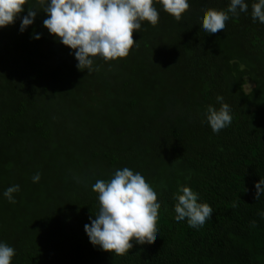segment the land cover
<instances>
[{
    "label": "trees",
    "instance_id": "trees-1",
    "mask_svg": "<svg viewBox=\"0 0 264 264\" xmlns=\"http://www.w3.org/2000/svg\"><path fill=\"white\" fill-rule=\"evenodd\" d=\"M188 2L179 22L156 3L159 23L133 34L139 48L97 57L91 73L43 27V11L23 33L27 7L0 29V242L14 248L11 264H264V193L255 199L264 180V24L251 17L256 0H245L248 12L207 34L204 12L230 0ZM41 76L46 88L25 87ZM217 96L233 121L213 133L206 112L219 109ZM124 167L145 177L161 207L155 242L116 256L93 246L84 226L99 210L92 185ZM13 185L14 204L3 196ZM179 186L212 207L203 227L175 220Z\"/></svg>",
    "mask_w": 264,
    "mask_h": 264
},
{
    "label": "clouds",
    "instance_id": "clouds-1",
    "mask_svg": "<svg viewBox=\"0 0 264 264\" xmlns=\"http://www.w3.org/2000/svg\"><path fill=\"white\" fill-rule=\"evenodd\" d=\"M179 22L189 10L188 0H0V29L15 23L27 7V15L21 19L19 31L23 33L34 22L38 12L47 18L43 27L59 42L74 52L78 70H94V60L105 62L129 56L133 48H139L133 38L134 32L142 30V22L155 27L160 20V11ZM245 0H230L226 10L208 9L204 12L201 28L207 34L223 32L227 21L248 12ZM251 17L264 24V0L251 5ZM40 39V35H35ZM217 110L209 105L206 121L213 133H219L232 121V109L217 96ZM40 173L33 175V183L40 180ZM255 199L264 193V180L255 184ZM20 191L19 185L7 188L3 196L9 203H16L13 194ZM98 194L99 210L84 231L93 246L116 256H125L138 245L152 244L158 233L161 204L157 192L139 172L128 167L117 169L110 180L98 179L92 185ZM175 220L187 218L189 227L199 229L211 219L212 207L199 203V194L190 187L179 186L174 194ZM233 207H236L233 204ZM16 255L13 247L0 242V264H11Z\"/></svg>",
    "mask_w": 264,
    "mask_h": 264
},
{
    "label": "rangeland",
    "instance_id": "rangeland-1",
    "mask_svg": "<svg viewBox=\"0 0 264 264\" xmlns=\"http://www.w3.org/2000/svg\"><path fill=\"white\" fill-rule=\"evenodd\" d=\"M48 49L47 48H45V46H43V50H42V52H41V54H43L45 51L46 52H49V50L47 51ZM17 52V51H16ZM51 54L53 55V52H51ZM15 55H16V53H15ZM52 59L51 60H49V62L50 63H48V64H52ZM3 64H0V71H2V69H3V71L5 70V67L3 68ZM69 65L67 64L66 65V67H68ZM6 72V71H5ZM49 76H41L40 77V79H38V80H35L34 82L32 81V79L31 80H29V81H27V84L25 83V87H28V88H35L36 86H38L37 87V89H38V91L40 90V89H42V87H45L46 88V85H47V82L49 83ZM29 82H31V83H29ZM77 102L78 101H81V99H80V97L78 96L77 97Z\"/></svg>",
    "mask_w": 264,
    "mask_h": 264
}]
</instances>
